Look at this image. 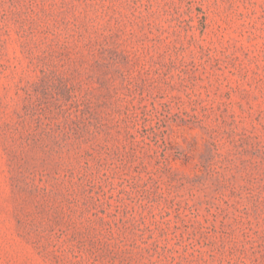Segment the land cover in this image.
Returning <instances> with one entry per match:
<instances>
[{
  "label": "rangeland",
  "instance_id": "374dc122",
  "mask_svg": "<svg viewBox=\"0 0 264 264\" xmlns=\"http://www.w3.org/2000/svg\"><path fill=\"white\" fill-rule=\"evenodd\" d=\"M0 264H264V0H0Z\"/></svg>",
  "mask_w": 264,
  "mask_h": 264
}]
</instances>
